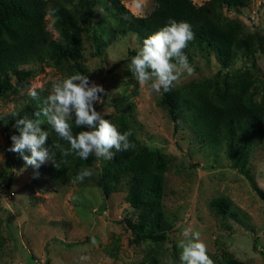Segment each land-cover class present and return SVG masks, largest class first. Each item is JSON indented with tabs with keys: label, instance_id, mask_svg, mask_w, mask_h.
Returning a JSON list of instances; mask_svg holds the SVG:
<instances>
[{
	"label": "rangeland",
	"instance_id": "374dc122",
	"mask_svg": "<svg viewBox=\"0 0 264 264\" xmlns=\"http://www.w3.org/2000/svg\"><path fill=\"white\" fill-rule=\"evenodd\" d=\"M119 2L139 16L154 6V0ZM219 13L240 25L249 44L231 67L220 68L199 41L163 76L154 77L132 59L120 61L139 43L133 35L116 34V16L98 2L79 37L80 66L93 91L80 75L66 81L64 67L39 63L32 65L36 73L30 79L0 97V264H264V202L221 149L200 144L183 122L174 130L157 103L163 80L172 88L212 81L264 101V0H245L234 10L221 6ZM78 19L84 25L82 16ZM45 24L55 36L48 15ZM94 32L100 59L93 54ZM34 88L52 96L50 107L58 116L75 111L92 143V164L73 169L69 184L53 185L35 157L23 152L28 147L21 126L15 133L13 125L3 128L5 116ZM130 138L138 149L136 166L162 175L160 212L166 226L160 240L153 239L158 231L148 220L149 209L126 199L128 178L138 169L123 161L108 163L107 198L99 187L98 159L127 146ZM246 168L264 191V120L262 134L248 144ZM214 199L227 203L225 214L210 206ZM133 231L146 237L137 239Z\"/></svg>",
	"mask_w": 264,
	"mask_h": 264
},
{
	"label": "trees",
	"instance_id": "16d2710c",
	"mask_svg": "<svg viewBox=\"0 0 264 264\" xmlns=\"http://www.w3.org/2000/svg\"><path fill=\"white\" fill-rule=\"evenodd\" d=\"M98 2L104 3L116 16V34L133 35L139 43L136 51L131 50L120 61L132 59L154 77L166 75L195 41L209 50L220 68L231 67L239 55L249 51L240 25L224 20L219 13L221 6L234 10L243 6L245 0H204L199 4L191 0H154L152 9L142 16L132 14L119 0H0V97L15 83L21 85L30 79L36 73L32 65L39 63L64 67L66 81L74 73L80 75L84 87L93 91L80 66L79 37L87 31L92 8ZM46 15L52 19L55 36L46 27ZM78 16H82L84 25L79 24ZM92 41L93 54L100 59L95 32ZM25 96L19 108L5 116L3 128L8 130L13 125L15 133L21 126L24 132L21 136L28 147L23 152L35 157L37 168L53 185L71 183L72 170L90 166L93 161V146L83 131L81 118L75 111L70 117L58 116L50 107L53 98L44 88L31 89ZM157 103L166 111L174 130L183 122L200 144L221 149L230 165L245 176L256 196L264 202V191L256 186L246 168L248 144L262 134L263 100L255 101L239 91L222 89L212 81L172 88L163 80ZM8 135L10 142L12 134ZM70 139H73L71 143ZM128 141L127 146L102 154L98 159L99 187L102 196L107 198L108 163L123 161L133 170L138 169L128 178L126 199L133 207L149 209L148 220L153 221L152 227L158 231L153 239L160 240L166 226L160 212L162 175L143 164L136 166L134 155L138 149L133 138ZM209 204L219 214L226 213L227 203L223 199H214ZM141 221L144 223L146 219ZM133 235L137 239L146 237L138 231H133ZM2 242L0 235V246Z\"/></svg>",
	"mask_w": 264,
	"mask_h": 264
}]
</instances>
